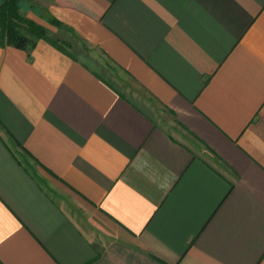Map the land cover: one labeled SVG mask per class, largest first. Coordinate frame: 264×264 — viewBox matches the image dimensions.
Returning a JSON list of instances; mask_svg holds the SVG:
<instances>
[{"label":"crops","instance_id":"crops-1","mask_svg":"<svg viewBox=\"0 0 264 264\" xmlns=\"http://www.w3.org/2000/svg\"><path fill=\"white\" fill-rule=\"evenodd\" d=\"M23 2L0 264H264V0Z\"/></svg>","mask_w":264,"mask_h":264},{"label":"trees","instance_id":"trees-1","mask_svg":"<svg viewBox=\"0 0 264 264\" xmlns=\"http://www.w3.org/2000/svg\"><path fill=\"white\" fill-rule=\"evenodd\" d=\"M21 16L19 13V4L18 0H3L0 3V26H1V43L5 44H15L20 47H25L28 44L34 43L28 41L22 36H19L17 31L18 23L16 20H20ZM32 31H36L34 38L40 37L43 35L44 30L37 26H34ZM5 38L7 41H5Z\"/></svg>","mask_w":264,"mask_h":264},{"label":"rangeland","instance_id":"rangeland-1","mask_svg":"<svg viewBox=\"0 0 264 264\" xmlns=\"http://www.w3.org/2000/svg\"><path fill=\"white\" fill-rule=\"evenodd\" d=\"M3 0H0V3L2 2ZM18 4H19V13L21 12L20 16H21V19L20 20H16V22L18 23V26H17V31L19 33V36H22L23 38H25L26 40L28 41H32L34 39V37L36 35V31H32L33 27L34 26H37V28L41 27L37 22H35L34 20H31L30 18L26 17V15L28 14L24 9V7H26V4H24L23 0H18ZM32 6H34L32 3H31ZM52 23H55L53 21H51ZM42 28V27H41ZM0 29H1V26H0ZM44 30V28H42ZM45 31L43 32V35H44ZM0 38L1 35H0ZM5 41L6 38H5ZM2 42V41H1Z\"/></svg>","mask_w":264,"mask_h":264}]
</instances>
